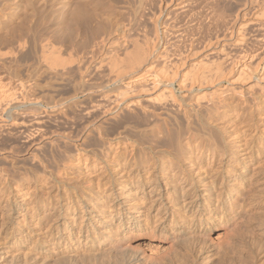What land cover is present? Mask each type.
<instances>
[{"label": "rangeland", "instance_id": "374dc122", "mask_svg": "<svg viewBox=\"0 0 264 264\" xmlns=\"http://www.w3.org/2000/svg\"><path fill=\"white\" fill-rule=\"evenodd\" d=\"M143 1L0 0V264H33L34 259L31 257L34 254L40 259V264H46L50 253L60 254L64 248L61 242L57 241L58 247L54 249L51 244L52 236L49 231L53 221L48 218L49 206L55 203L62 211L69 201L73 204L71 208H74L75 213V236L69 244L76 245L78 239L85 241V227L106 232L111 225L117 226L116 233H111L118 253L115 264H201L202 255L191 254V251L195 253L201 247H205L207 254L204 255H208L205 264H264V17L259 20L257 18L264 10V3L217 0L215 8L221 13V18L215 20L213 17L211 20L201 11L205 0H189L186 2V10L181 9L184 0H148L149 3L145 0L148 5ZM195 1H198L196 5ZM214 2L216 4V0ZM193 7L199 17L193 12ZM174 16H178L177 19L173 18ZM184 17L186 21L189 19L190 23L182 21L185 20ZM231 22L232 24H228ZM176 23L179 24V29ZM240 25H243V28H240ZM237 27L247 33L240 29L237 31ZM188 28H191L193 33ZM177 29L181 30L180 36ZM231 29L234 33L230 39L228 33ZM206 31L211 34L207 33L208 36H205ZM236 32L238 37L240 35V38H244L239 45L235 44L233 39ZM243 33L245 36H242ZM225 34L227 37H219L226 36ZM190 36H194V39H189ZM133 37H139L140 42ZM130 38L132 41H138L140 45L147 42L149 51L152 48L150 57H154H149L145 62L151 63V70L162 69L164 73L168 68L178 66L177 72L176 68H172L177 76L168 70L172 73V78L169 77L170 80L173 79L170 88L174 92L169 86L166 88L165 82L156 89L148 88L150 92L140 90L144 89L140 86L138 89L143 92L138 94L130 93V89L125 91L126 87L122 84H125L128 73L122 76L123 80L114 81L117 66L125 64L126 52H134L136 49L130 46ZM143 38L147 39L144 43L141 41ZM212 38L218 40L217 44ZM202 39L206 45L203 41L200 42ZM153 41L155 44L158 42L155 48L151 45L154 44ZM225 44L230 46L226 47ZM213 49L224 50L219 53L227 55L226 62L234 61L233 70H229L226 65V71L231 72L227 73L223 80H215L212 84L208 83V86L203 82V86L199 84V88H196V83L192 86L190 84L191 91L187 84L190 83V78L189 82L184 78L186 83L182 80L188 88L186 85L185 88L182 81L179 85L180 82L178 84L177 81L191 75L189 73L194 70L192 65L200 68L201 65H209L210 60L212 62L214 59L215 63L219 60L217 58L220 55L210 54ZM183 52L185 54H182ZM249 53L255 55L254 59H249ZM243 54H247L246 58ZM157 55L159 57L155 58ZM167 60L170 64L175 60V63L169 65ZM158 64H166L165 66L169 67L160 68ZM190 67L192 70L189 72ZM147 82L144 83L148 84ZM160 89L164 95L167 89L170 90L177 100L175 97L173 102V98L167 95V98L170 97L167 101L171 99L167 103V98L162 95L165 101L159 102L162 94ZM122 91L129 92V95H123L124 98L121 95L125 92L121 93ZM201 93L204 97L208 96L207 99L199 100L202 98ZM151 94H160L157 96L159 104L156 105L155 101V106H152L153 101H147L146 97ZM209 96L213 99L215 97V101ZM131 99H138L139 103L134 101L131 105ZM113 100L117 103L120 101L119 105ZM151 108L153 109L150 111ZM156 120L157 123L163 120L160 126L163 124L165 128L162 127V131L167 132L164 136L160 135L164 137L161 139L172 142L173 147H170V150L178 155L182 168L190 176V182L194 185L192 191L195 187V197L198 200L189 211L194 225L189 222L190 227H178L179 238L176 240L171 239L169 217L166 219V226H160L159 204L154 201L153 192L149 190L150 183H146L145 178V184L142 186L136 185V180L130 176H123L126 181L122 183L120 190L117 189L120 185L113 184L114 194L102 196L100 200L95 199L101 209L99 216L89 211L93 201L88 199V190L85 188L95 184L98 178H103L107 174V168H116L117 157L122 163L121 161L132 152L139 156L153 151L151 154L156 152L160 156V136L155 137L157 143L152 142L159 144L158 147L153 144L151 148L145 144L135 146V138L147 135L149 137L145 129ZM168 128L171 130L169 133ZM99 130L102 135L97 134ZM131 148L134 149L130 152ZM59 172L64 173L65 177L60 178L55 174ZM116 173L117 170H114V179ZM155 176L160 186V175ZM221 177H224V182L228 181L227 184L232 181L236 185L235 197L239 200L233 201L232 209L224 206L222 211H215V188L218 187ZM54 179L57 187L53 184ZM200 180L207 181L211 187L210 200L213 203L210 217L197 206ZM116 191H121L127 202L118 205L123 198L120 194H115ZM134 202L137 204L134 205L133 212L129 213V206L126 205ZM144 212L146 219L142 217L140 224L133 223L136 221L135 216ZM199 218H202L201 222H198ZM164 219L165 217L162 220ZM78 226H81V231H78ZM183 228L189 230L183 231ZM53 236L58 240L60 232H54ZM104 245L109 243L101 239L99 246Z\"/></svg>", "mask_w": 264, "mask_h": 264}, {"label": "bare ground", "instance_id": "6f19581e", "mask_svg": "<svg viewBox=\"0 0 264 264\" xmlns=\"http://www.w3.org/2000/svg\"><path fill=\"white\" fill-rule=\"evenodd\" d=\"M143 1V0H142ZM145 1V0H144ZM143 1V2H144ZM159 1V0H158ZM177 1V0H176ZM189 0H184L182 3H183V5L181 4V9L182 10H186V9H188V3H186V2H188ZM200 1V0H199ZM204 1V0H203ZM215 0H205L204 1V4H203V2H202V4H203V9L201 10V11H203L204 13H206L205 15H208V17L211 19V18H213L214 17V19L215 20H219V17L221 16L220 14H219V10L217 9V8H215V5L217 6V0H216V4H215V2H214ZM93 2V1H92ZM102 2V1H101ZM130 2V1H129ZM142 2V3H143ZM147 3H149L148 2V0L146 1ZM161 2V1H160ZM166 2V1H165ZM168 2V1H167ZM191 2V1H190ZM196 2H198V1H195V5H196ZM201 2V1H200ZM249 4H251V3H259V2H262V3H264V0H249ZM96 3V2H95ZM138 3H139V1H138ZM169 3V2H168ZM144 4H146L145 2H144ZM144 4H142L143 6L142 7H144ZM153 4H155V3H153ZM159 4V3H158ZM157 4V5H158ZM165 4H167V3H165ZM180 4V3H179ZM193 4V3H192ZM139 5V4H138ZM146 5H148V4H146ZM97 6V5H96ZM160 6V5H159ZM177 6V5H176ZM193 6V5H192ZM191 6V7H192ZM78 7V6H77ZM102 7V6H101ZM140 7V6H139ZM152 7V6H151ZM195 7V6H194ZM194 7H193V10H194ZM111 8V7H110ZM119 8V7H118ZM179 8V7H178ZM195 8H197V7H195ZM199 8V7H198ZM140 9H141V7H140ZM180 9V10H181ZM201 9V8H200ZM200 9H199V11H200ZM179 10V9H178ZM192 10V11H193ZM197 10V9H196ZM218 10V11H217ZM143 11V10H142ZM150 11V10H149ZM256 11V10H255ZM141 12V11H140ZM160 12V11H159ZM180 12V11H179ZM179 12H176V13H179ZM193 12H195V13H197V15H198V12L197 11H193ZM109 13V12H108ZM146 13V12H145ZM192 13V12H191ZM191 13H189V14H191ZM202 13V12H201ZM254 13V12H253ZM257 13V12H256ZM255 13V14H256ZM260 13V12H259ZM158 14V13H157ZM194 14V13H193ZM175 15V14H174ZM186 15V14H185ZM184 15V16H185ZM196 15V14H195ZM201 15V14H200ZM205 15H203V16H205ZM76 16V15H75ZM101 16V15H100ZM137 16V15H136ZM180 16V15H179ZM202 16V17H203ZM256 16V15H255ZM262 16V17H261ZM68 17V16H67ZM125 17V16H124ZM178 17V16H177ZM177 17L176 16H174L173 18H176L177 19ZM195 17V16H194ZM197 17H199V15L197 16ZM196 17V18H197ZM207 17V16H206ZM234 17H235V15H234ZM233 17V18H234ZM243 17V16H242ZM253 17V16H252ZM263 17H264V10L263 11H261V13L260 14H258V20L259 19H263ZM77 18V17H76ZM90 18V17H89ZM117 18V17H116ZM141 18V17H140ZM185 18V17H184ZM221 18V17H220ZM224 18V17H223ZM222 18V19H223ZM236 18H237V16H236ZM68 19V18H67ZM72 19V18H71ZM101 19V18H100ZM105 19V18H104ZM108 19H110V18H108ZM107 19V20H108ZM126 19V18H125ZM195 19V18H194ZM203 19V18H202ZM201 19V20H202ZM241 19V18H240ZM96 20V19H95ZM117 20V19H116ZM182 20V19H181ZM187 19L185 18V20H182V21H186ZM193 20V19H192ZM191 20V21H192ZM205 20V19H204ZM203 20V21H204ZM209 20V19H208ZM212 20V19H211ZM68 21V20H67ZM97 21V20H96ZM102 21V20H101ZM112 21V20H111ZM135 21V20H134ZM139 21V20H138ZM177 21H179V20H177ZM176 21V22H177ZM189 21V22H188ZM188 21H186V22H188V23H190V20L188 19ZM194 22H195V20H193ZM224 21H225V19H224ZM232 21V20H231ZM71 22H72V20H71ZM123 22V21H122ZM125 22V21H124ZM210 22V21H209ZM77 23V22H76ZM93 23H94V21H93ZM97 22H95V24H96ZM116 23V22H115ZM119 23V22H118ZM127 23V22H126ZM193 23V22H192ZM212 23V22H211ZM240 23V22H239ZM247 23V22H246ZM261 23V22H260ZM107 24V23H106ZM136 24V23H135ZM140 24H141V22H140ZM173 24H175V23H173ZM172 24V25H173ZM185 24V23H184ZM197 24V23H196ZM200 24V23H199ZM208 24V23H207ZM214 24V23H213ZM221 24H223V23H221ZM228 24H232V22L231 23H228ZM228 24H226V25H228ZM243 24V23H242ZM68 25V24H67ZM133 25V24H132ZM137 25V24H136ZM154 25V24H153ZM165 25V24H164ZM170 25V24H169ZM176 25H177V27H178V23H176ZM183 25V24H182ZM181 25V26H182ZM191 25V24H190ZM189 25V26H190ZM201 25H202V23H201ZM209 26H210V24H208ZM215 25V24H214ZM224 25V24H223ZM225 25V26H226ZM143 26V25H142ZM194 26V25H193ZM228 26H230V25H228ZM227 26V27H228ZM261 26V25H260ZM70 27V26H69ZM139 27H140V25H139ZM173 27V26H172ZM191 27V26H190ZM197 27V26H196ZM198 27H200V25L198 26ZM230 27H233V26H230ZM230 27H228V28H230ZM76 28V27H75ZM137 28V27H136ZM145 28V27H144ZM180 28H182V27H180ZM184 28V27H183ZM192 28V27H191ZM191 28L189 29L190 31H191ZM202 28V27H201ZM206 28H207V26H206ZM209 28V27H208ZM224 28V27H223ZM234 28V27H233ZM240 28H243V25H240ZM239 28V29H240ZM246 28V27H245ZM100 29V28H99ZM132 29V28H131ZM135 29V28H134ZM133 29V30H134ZM138 29H140V28H138ZM178 29H179V27H178ZM177 29V30H178ZM185 29V28H184ZM187 29V28H186ZM193 29H194V27H193ZM205 29V28H204ZM215 29V28H214ZM221 29H222V27H221ZM237 29H238V27H237ZM239 29L237 30V31H239ZM83 30V29H82ZM146 30V29H145ZM177 30L175 31V34H176V32H177ZM217 30V29H216ZM215 30V31H216ZM218 30H220V29H218ZM240 30H242V29H240ZM113 31V30H112ZM139 31V30H138ZM156 31V30H155ZM179 31V30H178ZM199 31H201V30H199ZM214 31V32H215ZM225 31V30H224ZM243 32H244V30H242ZM77 32V31H76ZM81 32V31H80ZM97 32H98V30H97ZM128 32V31H127ZM136 32V31H135ZM181 32V30L179 31V32H177L178 34ZM183 32V31H182ZM185 32H186V30H185ZM192 32V31H191ZM210 31H206L204 34H205V36L207 35V33H209ZM217 32V31H216ZM226 32V31H225ZM225 32H223V33H225ZM246 32V31H245ZM244 32V33H245ZM95 33V32H94ZM93 33V34H94ZM115 33V32H114ZM132 33V32H131ZM188 33V32H187ZM193 33V32H192ZM196 33H197V31H196ZM218 33H220V32H218ZM227 33V32H226ZM234 32H233V29H231L230 30V32L228 33V35H229V37L228 38H230L231 36H232V34H233ZM242 34V36H245V34ZM247 33V32H246ZM77 34V33H76ZM83 34V33H82ZM96 34V33H95ZM129 34V33H128ZM171 34V33H170ZM174 34V35H175ZM183 34V33H182ZM181 34V35H182ZM186 34V33H185ZM199 34V33H198ZM211 33H209V35H210ZM217 34V33H216ZM215 34V35H216ZM240 34V33H239ZM98 35H100V34H98ZM177 35V34H176ZM193 35V34H192ZM195 35V34H194ZM200 35H201V33H200ZM199 35V36H200ZM226 35V34H225ZM247 35V34H246ZM82 36V35H81ZM143 36V35H142ZM179 36H180V34H179ZM184 36V35H183ZM198 36V37H199ZM204 36V37H205ZM208 36V35H207ZM217 36H218V34H217ZM217 36H215L216 38H218ZM241 36V37H242ZM102 37V36H101ZM125 37V36H124ZM130 37V36H129ZM128 37V38H129ZM145 37V36H144ZM202 37V36H201ZM211 37V36H210ZM214 37V36H213ZM219 37H227V35L226 36H219ZM251 37V36H250ZM259 37V36H258ZM100 38V37H99ZM118 38V37H117ZM116 38V39H117ZM132 38V37H131ZM130 38V39H131ZM134 38V37H133ZM139 38V37H138ZM137 38V39H138ZM157 38V37H156ZM187 38V37H186ZM196 38H197V36H196ZM195 38V39H196ZM200 38V37H199ZM199 38H198V40H199ZM203 38V37H202ZM253 38V37H252ZM251 38V39H252ZM254 38H256V37H254ZM261 38H263L262 36H261ZM102 39V38H101ZM134 39H136V38H134ZM136 39V40H137ZM188 39V38H187ZM186 39V40H187ZM189 39H194V36H190L189 37ZM206 41H208L209 39H207V38H204ZM213 39V40H212ZM211 40L212 41H214L215 39L214 38H212ZM220 39V38H219ZM231 39V38H230ZM234 40H235V44H238L239 45V42H241L242 40H244V38H240V35H239V37H238V32H236L235 34H234V38H233ZM250 39V38H249ZM100 40V39H99ZM103 40V39H102ZM101 40V41H102ZM111 40V39H110ZM136 40H133L132 41V39L131 40H129L128 39V42L131 44L130 46L132 47H135L136 49L135 50H133L134 52H126V55H125V64L124 65H118L117 66V68L116 69H118V71H117V73H115V75H114V81H116V80H123V78H122V76L123 75H125V74H127L128 73V77H126V82H125V84H122L124 87H126V89H125V91H127L128 89H130V90H128V91H130V93L132 92H136L137 94L139 93V92H143L144 90H149V89H156L159 85L161 86V84L163 83V82H165L164 84L166 85V88H168V86H169V88L170 87H172V80L173 79H171L170 80V78L169 77H171L172 76V73H169V71L168 70H171V71H173L172 70V68H176V67H178V66H174V67H170L171 69H167V70H165V72L163 73V71L164 70H162V69H155V70H151L152 69V65L151 66H149L150 64L148 63V64H146L145 62L146 61H148V58L150 57V55H151V53H150V51L152 50V48H151V50L149 51V49H150V47L148 48V46H147V42L144 44L145 45V47H143L144 45L143 44H141L140 45V40H139V42L138 41H136ZM144 40H147V39H144L143 38V40H141V41H143V43H144ZM175 40V39H174ZM173 40V41H174ZM185 40V41H186ZM197 40V39H196ZM195 40V41H196ZM205 40L203 41V39L202 40H200V42L201 41H203L202 43H204L205 42ZM233 40V41H234ZM262 39H260V41H261ZM95 41V40H94ZM159 41V40H158ZM176 41V40H175ZM184 41V42H185ZM193 41V40H192ZM210 41V40H209ZM216 41V40H215ZM218 41V40H217ZM217 41H216V43L215 44H217ZM220 41V40H219ZM221 41H222V39H221ZM262 41H264V40H262ZM109 42V41H108ZM125 42V41H124ZM149 42V41H148ZM154 42V44H155V41H153ZM189 42H191V41H189ZM198 42V41H197ZM227 42V41H226ZM229 42V41H228ZM100 43V42H99ZM102 43H103V41H102ZM113 43L114 42H112V45H113ZM121 43H122V41H121ZM139 43V44H138ZM142 43V42H141ZM150 43V42H149ZM158 43V42H157ZM157 43L154 45V44H151V45H153V47L155 48V46L157 45ZM186 43V42H185ZM187 43H188V40H187ZM193 43H195V42H193ZM192 43V45H194ZM206 43V42H205ZM204 43V44H205ZM223 43H225V42H223ZM222 43V45H224ZM232 43V45H233V42H231ZM101 44V43H100ZM99 44V45H100ZM117 44V43H116ZM116 44H115V46H116ZM122 44H124V43H122ZM128 44V43H127ZM163 44V43H162ZM174 44V43H173ZM178 44H180V43H178ZM182 44H184V43H182ZM189 44V43H188ZM187 44V45H188ZM197 44V43H196ZM207 44V43H206ZM205 44V45H206ZM210 44H212L211 42H210ZM215 44H212V45H215ZM227 44V43H226ZM226 44H225V46H226ZM69 45V44H68ZM98 45V46H99ZM102 45V44H101ZM120 45V44H119ZM129 45V44H128ZM149 45V44H148ZM186 45V44H185ZM222 45L220 46V48L222 47ZM247 45V44H246ZM264 45V44H263ZM107 46V45H106ZM118 46V45H117ZM125 46V45H124ZM129 46V47H130ZM146 46H147V48H146ZM190 46V45H189ZM198 46V45H197ZM202 46H204L203 44H202ZM210 46V45H209ZM216 46V45H215ZM228 46H230V45H228ZM228 46H226V47H228ZM244 46V45H243ZM68 47V46H67ZM120 47V46H119ZM123 47V46H122ZM126 47V46H125ZM152 47V46H151ZM179 47V46H178ZM181 47V46H180ZM182 47H184V48H186L184 45H182ZM188 47V46H187ZM194 46H192V48H193ZM206 47V46H205ZM208 47V46H207ZM214 47V46H213ZM238 47V46H237ZM96 48V47H95ZM101 48H102V46H101ZM153 48V50H155ZM189 48V47H188ZM231 48H234V47H231ZM239 48V47H238ZM247 48H248V46H247ZM94 49V48H93ZM115 49V48H114ZM119 49V48H118ZM131 49H133V48H131ZM164 49V48H163ZM181 49V48H180ZM187 49V48H186ZM194 49V48H193ZM203 49V48H202ZM212 49V48H211ZM217 49V48H216ZM215 49V51H214V49L213 50H210V54H212V53H216L217 55H220V53L219 52H221L223 49H218V51ZM226 49V48H225ZM224 49V50H225ZM228 49V48H227ZM105 50V49H104ZM116 50V49H115ZM123 50H125V49H123ZM189 50V49H188ZM224 50H223V52H224ZM263 50V49H262ZM177 51V50H176ZM180 51V50H179ZM183 51V50H182ZM185 51V50H184ZM198 51V50H197ZM240 51V50H239ZM243 51V50H242ZM105 52V51H104ZM185 52H187V50L185 51ZM189 52V51H188ZM245 52V51H244ZM106 53H108L107 51H106ZM193 53V52H192ZM219 53V54H218ZM225 53H226V51H225ZM247 53V52H246ZM73 54V53H72ZM96 55H97V53H95ZM104 54V53H103ZM152 54H153V51H152ZM169 54V53H168ZM180 54V53H179ZM178 54V55H179ZM182 54H185L184 52L182 53ZM227 54V53H226ZM238 54H240V53H238ZM242 54V53H241ZM250 54V53H249ZM92 55V54H91ZM172 56H173V54H171ZM207 55V54H206ZM212 55H215V54H212ZM230 55V54H229ZM251 55V54H250ZM260 55V54H259ZM80 56V55H79ZM105 56V55H104ZM159 56H160V54H159ZM158 55H157V57H155V58H158L159 57ZM175 56V55H174ZM216 56V55H215ZM226 56L227 55H224V53H222V55H220V57H218L217 59H219L216 63L214 62V59L212 60V62H211V60H210V63H209V65H201L200 66V68H198L197 66V68L196 67H194L193 65H192V67H193V71H192V73L190 72L192 69V67H190L189 69V74H191V75H188L187 77H180L181 78V80H179L178 78H176V79H178L179 81H177L178 82V84H179V82L180 81H182V80H184V82L186 83L187 81L189 82V78H190V83H187L189 86H190V84H191V86L193 85V84H198V87H196V88H199V84H201L202 85V83L204 82V85H209L208 83H210V84H212V82L214 81L215 82V80L216 81H221V80H223V78L226 76V74L228 73L229 74V72H231L233 69V64H232V62H234V61H229V62H231V63H228V62H226L227 61V58H226ZM243 56H245L244 54H243ZM246 56H247V54H246ZM246 56L244 57V58H246ZM71 57V56H70ZM112 58H113V54H112V56H111ZM118 57V56H117ZM121 57V56H120ZM151 57H154L153 55L151 56ZM151 57H150V59H151ZM164 57H166V56H164ZM180 57V56H179ZM186 56H184V58H185ZM212 57H214V56H212ZM253 57H255V55L253 54V55H251V58H250V56H249V59H254ZM75 58V57H74ZM109 58V57H108ZM107 58V59H108ZM243 58V59H244ZM93 59V58H92ZM105 59V58H104ZM114 59H116V57L114 58ZM149 59V60H150ZM164 59V58H163ZM166 59V58H165ZM172 59V58H171ZM216 59V58H215ZM216 59V60H217ZM228 59H229V56H228ZM235 59V58H234ZM238 59V58H237ZM242 59V58H241ZM72 60V59H71ZM77 60V59H76ZM102 61H103V59H101ZM158 60V59H157ZM169 60V59H168ZM168 60H167V62L166 63H169L168 62ZM180 60H181V58H180ZM215 60V61H216ZM102 61H100V62H102ZM107 61V60H106ZM112 61H114V60H112ZM116 61V60H115ZM114 61V62H115ZM123 61H124V59H123ZM122 61V63H124ZM154 61V60H153ZM152 61V62H153ZM161 61V60H160ZM164 61H166V60H164ZM171 62H172V60H170ZM245 61V60H244ZM73 62V61H72ZM95 62V61H94ZM98 62V61H97ZM104 62H105V60H104ZM150 62V61H149ZM163 62V61H162ZM174 63H175V60L173 61ZM173 62L171 63V64H173ZM206 62V61H205ZM70 63V62H69ZM111 63H113V62H111ZM110 63V64H111ZM117 63V62H116ZM119 63H121L120 61H119ZM163 63H165V62H163ZM192 63H194V62H192ZM191 63V64H192ZM212 63V64H211ZM214 63V64H213ZM79 64V63H78ZM80 64H81V62H80ZM115 64V63H114ZM113 64V65H114ZM118 64V63H117ZM160 64V63H159ZM157 65V66H159L160 68L163 66H165L166 64H161L162 66H160V65ZM170 63H169V65H171ZM176 64H178L177 62H176ZM232 64V65H231ZM242 64H244V62L242 63ZM246 64V63H245ZM244 64V65H245ZM102 65H104V64H102ZM168 65V64H167ZM169 65L167 66V67H169ZM184 65V64H183ZM227 65V67H229L228 69L229 70H231V71H229V72H227L226 70L227 69H225V68H227V67H224V66H226ZM229 65V66H228ZM82 66V65H81ZM100 66V65H99ZM154 66H156V65H154ZM243 66V65H242ZM246 66V65H245ZM111 67H113V66H111ZM159 67H157V68H159ZM166 66H165V68H167ZM114 68H115V66H114ZM84 69V68H83ZM100 69V68H99ZM109 69V68H108ZM178 68H176L175 69V71L177 70ZM196 69H197V71H196ZM236 69H237V67H236ZM243 69H245V67L243 66ZM85 70V69H84ZM81 71V70H80ZM97 71V70H96ZM115 71V70H114ZM167 71V72H166ZM175 71H173L174 73H175V76H177L176 75V72ZM240 71H242L241 69H240ZM85 72V71H84ZM116 72V71H115ZM239 72V71H238ZM114 73V72H113ZM112 73V74H113ZM169 75H167V74ZM184 73V72H183ZM186 73V72H185ZM184 73V74H185ZM88 74V73H87ZM178 74V73H177ZM181 74V73H180ZM188 74V73H187ZM100 76V75H99ZM126 76V75H125ZM174 76V75H173ZM184 76V75H183ZM106 78H108V77H106ZM172 78V77H171ZM187 80V81H185V79ZM103 79V78H102ZM175 79V78H174ZM80 80V79H79ZM147 80H149V82H147ZM207 80H209L208 82H207ZM108 81V80H107ZM112 81V80H111ZM110 81V82H111ZM175 81V80H174ZM92 82V81H91ZM122 82V81H121ZM142 82V83H141ZM144 82H147L148 84H146V83H144ZM183 81H182V83H184ZM205 82H207V84H205ZM217 82V83H218ZM94 83V82H93ZM140 83V84H139ZM184 83V86L186 85ZM84 84H85V82H84ZM106 84V83H105ZM174 84V83H173ZM177 84V85H178ZM221 84V83H220ZM78 85V84H77ZM87 85V84H86ZM121 85V86H122ZM164 85V86H165ZM179 85H181V82H180V84ZM178 85V86H179ZM214 85V84H213ZM122 86V87H123ZM144 87V89H140V90H143V91H139V89H138V87ZM146 86V87H145ZM182 86H183V84H182ZM182 86H181V89H182ZM187 86V85H186ZM186 86H185V88H186ZM189 86H187V88L189 87ZM191 86H190V91H191ZM203 86V85H202ZM211 86V85H210ZM124 87H123V90H124ZM137 87V88H136ZM149 88V89H148ZM165 88V87H164ZM184 88V87H183ZM91 89V88H90ZM97 89V88H96ZM114 89H115V87H114ZM133 89H135V90H133ZM171 90H172V88H170ZM195 89V88H194ZM132 90V91H131ZM161 90V89H160ZM162 90H163V88H162ZM161 90V91H162ZM186 90V89H185ZM81 91V90H80ZM84 91V90H83ZM125 91H122L121 93H124ZM151 90H149V92H150ZM165 91V90H164ZM173 91V90H172ZM181 91V90H180ZM170 93V94H168V93ZM167 92H164V93H166V95H164L163 94V91H162V94L158 91V93H160L161 94V99L159 100V102L161 101H165L164 99H163V96L162 95H164L165 97L167 96V95H169L171 98H173L172 100H173V102H174V98L176 97H174V94L172 93L171 94V91L170 90H168L167 89ZM174 92V91H173ZM186 92V91H185ZM189 92V91H188ZM206 92V91H205ZM205 92H202V93H204L205 94ZM104 93V92H103ZM120 92H119V94H121ZM148 93V92H147ZM202 93H201V95H202ZM108 94V93H107ZM118 94V95H119ZM126 94H128L129 95V92L127 93V92H125V94H122L121 96H123V95H125V97H126ZM160 94H157V96H159ZM204 94L202 95V98L201 99H199V97H201V96H199L198 98H197V100L199 99V100H203V98H206L207 99V97H204ZM106 95V94H105ZM118 95H116V96H118ZM133 95V94H132ZM136 95V94H135ZM182 95V94H181ZM184 95V94H183ZM189 95V94H188ZM206 95V94H205ZM120 96V95H119ZM134 96V95H133ZM155 94H151V95H149L148 97H146L147 98V101L149 100V102L150 101H153L152 103V106H155L154 105V102H155V104L156 103H158L159 104V102H158V99H159V97H157ZM110 97V96H109ZM112 97V96H111ZM124 97V96H123ZM123 97L121 98V100L123 99ZM124 97V98H125ZM128 97V96H127ZM131 97V96H130ZM136 97V96H135ZM169 97V98H170ZM210 97V96H209ZM214 97V96H213ZM117 98V97H116ZM115 98V99H116ZM167 98V97H166ZM165 98V99H166ZM169 98H167L166 99V102L167 103H169L170 102V100H169V102L167 101ZM186 98V97H185ZM196 98V97H195ZM213 101H215L214 99H215V97H214V99L212 98V97H210ZM109 99V98H108ZM112 99H113V97H112ZM118 99H120V98H118ZM117 99V100H118ZM135 99V98H134ZM129 100H130V98H129ZM128 100V101H129ZM139 100H141V99H139ZM176 100H177V97H176ZM175 100V101H176ZM198 100V101H199ZM211 100V101H212ZM134 101H136V102H138V99L137 100H132L131 99V101H129L130 102V104L131 103H133ZM212 101V102H213ZM51 102V101H50ZM113 102L116 104L117 102L115 101V100H113ZM120 102V101H119ZM118 102V103H119ZM129 102H127L128 104H129ZM166 102H164V103H166ZM178 102V101H177ZM177 102H175V103H177ZM47 103V102H46ZM116 104V105H119V104ZM123 103V102H122ZM139 103V102H138ZM140 103H141V101H140ZM174 103V104H175ZM194 103V102H193ZM215 103V102H214ZM55 104V103H54ZM113 104V103H112ZM114 104V105H115ZM127 104V105H128ZM134 104V103H133ZM162 104V103H161ZM173 104V103H172ZM179 104V103H178ZM213 104V103H212ZM99 105V104H98ZM124 105H126V104H124ZM132 105V104H131ZM130 105V106H131ZM157 105V104H156ZM164 105V104H163ZM169 105H171V104H169ZM180 105V104H179ZM193 105V104H192ZM195 105V104H194ZM214 105V104H213ZM97 106V105H96ZM129 106V105H128ZM166 106V105H165ZM174 106V105H173ZM112 107V106H111ZM110 107V108H111ZM119 107H121V106H119ZM159 107H160V105H159ZM187 107V106H186ZM100 108V107H99ZM114 108H116V107H114ZM113 108V109H114ZM122 108V107H121ZM127 108V107H126ZM129 108V107H128ZM148 108H150V107H148ZM165 108V107H164ZM167 108V107H166ZM179 108V107H178ZM198 108V107H197ZM97 109V108H96ZM108 109V108H107ZM112 109V108H111ZM111 109H108V110H111ZM131 109V108H130ZM137 109V108H136ZM153 108H151L150 109V111L152 110ZM155 109V108H154ZM157 109V108H156ZM160 109V108H159ZM200 109V108H199ZM4 110V109H3ZM107 110V111H108ZM123 110V109H122ZM125 110H127V109H125ZM100 111V110H99ZM104 111V110H103ZM131 111V110H130ZM149 111V112H150ZM157 111H158V109H157ZM172 111V110H171ZM105 112V111H104ZM116 112V111H115ZM125 112V111H124ZM146 112V111H145ZM114 113V112H113ZM123 113V112H122ZM210 113V112H209ZM120 114V113H119ZM150 114H151V112H150ZM154 114V113H153ZM192 114V113H191ZM130 115H131V113H130ZM155 115V114H154ZM126 116V115H125ZM149 116V115H148ZM153 116V115H152ZM156 116V115H155ZM192 116V115H191ZM210 116V115H209ZM131 117V116H130ZM137 117V116H136ZM167 117V116H166ZM206 117V116H205ZM125 118V117H124ZM135 118V117H134ZM145 118V117H144ZM152 118V117H151ZM184 118V117H183ZM202 118V117H201ZM142 119V118H141ZM168 119V118H167ZM121 120V119H120ZM127 120V119H126ZM138 120V119H137ZM158 120H159V118H158ZM15 121V120H14ZM38 121V120H37ZM123 121H124V119H123ZM163 121V120H162ZM161 121V122H162ZM204 121V120H203ZM151 122V121H150ZM149 122V123H150ZM158 121L156 120L155 121V123H153V121H152V123H150L149 125H148V128H146L145 129V132H147V133H149V137H147L146 135V137H143V138H135L136 139V141H135V146H141V145H143V144H145V145H147L149 148H151V146H152V142L153 141H156L155 139V137L156 136H160V135H162L163 134V136H164V133L165 132H167L166 130L164 131H162V129L163 128H165V126L163 127L162 125L160 126V123H157ZM183 122V121H182ZM192 122V121H191ZM209 122V121H208ZM163 123V122H162ZM1 124V123H0ZM2 124H4V123H2ZM148 124V123H147ZM165 124H166V121H165ZM191 124H193V123H191ZM166 125H168V123L166 124ZM0 126H2V125H0ZM37 126V125H36ZM143 126V125H142ZM174 126V125H173ZM176 126V125H175ZM135 127H136V125H135ZM144 127V126H143ZM142 127V128H143ZM145 127H146V125H145ZM163 127V128H162ZM180 127V126H179ZM33 128H34V126H33ZM40 128V127H39ZM38 128V129H39ZM100 128V127H99ZM190 128V127H189ZM127 129V128H126ZM176 129V128H175ZM175 129H174V131H175ZM36 130V129H35ZM168 130V133H169V131H171L170 130V128H168L167 129ZM180 130V129H179ZM95 131H96V129H95ZM129 131V130H128ZM131 131V130H130ZM42 132V131H41ZM134 131H132V133H133ZM26 133V132H25ZM39 133V132H38ZM98 133H100L101 134V130H99L98 132H97V134ZM105 133V132H104ZM103 133V134H104ZM128 133V132H127ZM140 133H142V132H140ZM172 133V132H171ZM99 134V135H100ZM143 134V133H142ZM37 135V134H36ZM102 135V134H101ZM105 135V134H104ZM34 136V135H33ZM138 136V135H137ZM168 137H170V136H168ZM172 137V136H171ZM26 138H28V137H26ZM125 138V137H124ZM161 138H164V137H161L160 136V156H158L157 154H159V153H157L156 154V152H154V154H151V153H153V151H151L150 152V154L148 153H145V152H142V154L143 153H145L144 155H139V156H137V154H136V152H132V153H129V157H125L124 158V161H121L122 163H120V161H118L119 159V157H117V158H115L116 159V161H117V167L116 168H114L113 170L112 169H109V168H107L106 169V171L105 172H107V174H105L104 176H103V178L101 177V175H99V177H101L100 179L98 178L97 180H96V183L95 184H90V185H87V186H85V188L88 190V193H87V197H88V199H90L91 201H93V203L92 204H90V212H94V214L96 215H98L99 216V212H101V209L99 208V206L97 205V203H98V201L97 200H100L101 198H102V196L104 197V196H108V195H112V194H114V190H113V184H118V185H120V187H118L117 189L118 190H120V188H121V185H122V183L123 182H125L126 180H125V178L126 177H128V176H130L131 178H133L134 180H136L135 181V183H136V185H144L145 184V182H144V178H145V181H146V183L147 182H149L150 183V188H149V190L151 191V192H153V195H152V197H153V199H154V201L155 202H157L158 204H159V208H160V226H166V219L168 218V222H169V224L171 225L170 226V235L172 236V238L171 239H174V240H176V239H178L179 238V233L177 232V229H178V227H183L184 225H189L188 223L189 222H191V224L192 225H194V221L192 222V220H191V217H192V215L191 214H189V211H191V208H192V206L196 203V202H198V200H196V197H195V195H196V190H195V187H194V191H192V186H194L193 185V183H191L190 182V176L187 174V172L182 168V165H181V163H180V160H179V157H178V155H176L175 153H172L173 151H171L170 149L173 147H171V145H172V142L170 141V140H164V139H161ZM101 139V138H100ZM168 139V138H167ZM158 140H159V138H158ZM158 141H156V143H157ZM133 143V142H132ZM148 143V144H147ZM131 146H133V144H130ZM153 145H155V144H153ZM158 145L159 144H157V145H155V146H157L158 147ZM36 146V145H35ZM155 146H153V147H155ZM110 147V146H109ZM152 147V148H153ZM156 147V148H157ZM171 147V148H170ZM176 147V146H175ZM137 148V147H136ZM134 148H131V150H130V152L133 150ZM154 149V148H153ZM152 149V150H153ZM173 150H175V148L173 149ZM105 151V150H104ZM178 151V150H177ZM177 153V152H176ZM38 155V154H37ZM36 158V157H35ZM38 159V158H37ZM114 159V160H115ZM100 162V161H99ZM42 163V162H41ZM119 163V164H118ZM40 164V163H39ZM103 166H105V165H103ZM130 167V168H129ZM233 167V166H232ZM234 168H236L235 166H234ZM63 170V169H62ZM116 171L117 170V176L115 177V179H114V175H113V171ZM234 170V169H233ZM242 170V169H241ZM240 171V170H239ZM63 172V171H62ZM55 173V174H57L60 178H62V176H64V173ZM235 172V171H234ZM235 173H237V172H235ZM242 172H240V174H241ZM2 174V173H1ZM57 175H55V176H57ZM66 175V174H65ZM155 175H160L159 177H160V186H159V184H158V178L155 176ZM234 176H236L235 174H233ZM58 176L56 177V178H58ZM68 176V175H67ZM123 176L125 177V178H123ZM227 176H230V175H227ZM240 176V175H239ZM238 176V177H239ZM65 177V176H64ZM63 177V178H64ZM70 177V176H69ZM106 177V178H105ZM233 177V176H232ZM241 177V176H240ZM55 178V179H56ZM71 178V177H70ZM105 178V180L104 181H102V179H104ZM242 178V177H241ZM3 179H5V178H3ZM54 179V180H55ZM68 179V178H67ZM59 180H61V179H59ZM243 179H241V181H242ZM233 181H234V179H233ZM236 181V180H235ZM228 182V181H227ZM227 182L225 181L224 182V177H221L220 178V182H218V187H216L215 188V193H216V198L217 199H215V206L214 207H216V208H213V210H217V211H222V207H228L229 209H232V206L234 205V203H233V201L235 200V199H237L235 196H236V185L234 184V183H232V181L229 183V184H227ZM225 183L227 184V185H225ZM236 183H238V182H236ZM56 187H57V184H56V180H55V183H53ZM52 184V185H53ZM242 184V183H241ZM240 184V185H241ZM238 185V184H237ZM51 186V185H50ZM199 186H201V187H199ZM224 186V187H223ZM234 190H235V192H234ZM198 197H199V204H197V206H200L201 207V211H204L206 214H208V216L210 217L211 216V214H210V211H212V208H211V203H213V201L212 200H210L211 198H210V194H211V187L209 186V184H208V182L207 181H203V180H200L199 181V184H198ZM238 193V192H237ZM35 194V193H34ZM115 194H120V196H121V198H123V200H121L119 203H118V205H122L123 203H125V201L127 202V199H125L124 197H123V193L121 192V191H116L115 192ZM95 199H97V200H95ZM35 200V199H34ZM237 200H239V199H237ZM129 203V202H128ZM137 204V202H134V203H132V204H129V205H126V206H129L128 208L129 209H127V211L130 213V212H133V210H134V205H136ZM49 205V204H48ZM238 205V204H237ZM38 206V205H37ZM73 206V204H71L70 203V201H69V203H68V205H67V207L65 208V209H63L62 211H61V208L60 209H58L56 206H55V203L54 204H50V206H49V215H48V218H49V221H53V224H52V226H51V228H50V233H49V235H51L52 237H51V244H53V246H52V248L54 249V248H56V247H58V246H56V242L57 241H59V242H61V245L62 246H64V248L61 250L62 252L60 253V254H57V252H56V254H53V253H50L48 256H47V263L46 264H115V262H116V260H117V258H118V253H116L117 252V246L115 245V241L114 240H112L113 239V235L111 234V233H116V231H117V226H114V225H111L110 226V231L109 230H107L106 232H102V231H96V230H94V229H89V228H87V227H85V231L87 232V234L84 236L85 237V241L83 242V240H80V239H78V240H76L77 241V244L76 245H70L69 244V241L70 240H72L73 238H74V236H75V234L73 233V231H75V227H74V223H73V219H74V215H75V213H74V208H71ZM48 207V206H47ZM70 207V208H69ZM211 208V209H210ZM226 209V208H225ZM224 209V210H225ZM233 209H235V208H233ZM230 211V210H229ZM235 211V210H234ZM117 213H119V211H117ZM222 213V212H221ZM236 213V212H235ZM118 215V214H117ZM142 217H144V219H146V214H145V212L144 213H141L140 215H137V216H135V222H133V223H136V224H140V218H142ZM165 217V219L164 220H162L163 218ZM202 221V218H199L198 219V222H201ZM76 224V223H75ZM95 226H93V228H94ZM189 227H190V225H189ZM186 228V227H185ZM185 228H183V231H184V229ZM74 229V230H73ZM180 230V229H179ZM185 230H189V229H185ZM78 231H81V226H78ZM54 232L57 234V233H59L60 232V236H59V238H58V240L57 239H55V237L53 236L54 235ZM180 232V231H179ZM186 232V231H185ZM188 232V231H187ZM184 233V232H183ZM187 234V233H186ZM189 236V235H188ZM101 239H103V240H106L108 243H109V245H107V246H99L100 245V240ZM59 245H60V243H59ZM51 248V249H52ZM52 249V250H53ZM190 251H191V249H190ZM191 254L193 255V256H201L202 255V263H203V260L205 261L203 264H205L206 263V261H207V256L208 255H204V254H207V251L205 250V247H201V248H199L195 253H192V251H191ZM31 258H33L34 259V261H33V264H40V259L38 258V256L36 255V254H34V256L33 257H31ZM101 259V260H100ZM45 262V261H44ZM118 263V262H117ZM201 263V264H202ZM126 264H127V262H126Z\"/></svg>", "mask_w": 264, "mask_h": 264}]
</instances>
